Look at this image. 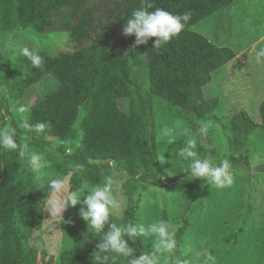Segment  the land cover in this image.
<instances>
[{
	"label": "trees",
	"instance_id": "obj_1",
	"mask_svg": "<svg viewBox=\"0 0 264 264\" xmlns=\"http://www.w3.org/2000/svg\"><path fill=\"white\" fill-rule=\"evenodd\" d=\"M234 1L153 0L154 7L172 14L191 13L181 33L154 48L156 38L134 47L135 36L122 32L131 12L144 6L143 0H0V36L19 30L37 35L59 31L71 43L70 50L55 55L47 47H30L41 57L39 66H33L20 50L10 51L5 57L0 50V112L9 117L17 136L31 130L51 139L41 145L54 146L48 153L50 164L40 170L24 168L18 140L16 149L2 148L0 264L38 263L39 254L29 241L43 223L44 208L51 197L47 185L53 178H68L71 191L85 182L89 187L100 184L113 171L123 172L127 176L123 184L124 214L121 218L110 217V223L122 227L136 224L133 197L139 185L165 189L190 177L183 171L186 164L177 157V151L187 144L168 146L165 165L160 164L153 107L140 92L132 69L133 65L145 69L147 96L176 109L180 115L217 120L213 115L217 100H204L202 88L210 82L213 72L235 58V52L211 43L190 27L227 9ZM48 79L52 86L36 105L22 115L10 113L26 90ZM119 100L127 101V111L119 107ZM258 117L256 124L245 112L230 115L227 153L221 158L201 132H195L193 151L197 155L189 161L208 158L215 165L228 161L232 171L247 170L248 141L256 128L264 127V102L258 106ZM38 124L43 129H38ZM195 190L197 187L191 185L182 206L190 204ZM159 216L170 229L172 220L167 211L161 209ZM184 230L178 229L176 236ZM102 237L103 233L85 226L74 245L59 253L58 261L113 264L112 254L97 247L103 243ZM123 239L133 249L129 259L145 254L135 239ZM94 253L101 257L100 261L95 260ZM116 264H127V259L117 257Z\"/></svg>",
	"mask_w": 264,
	"mask_h": 264
},
{
	"label": "rangeland",
	"instance_id": "obj_2",
	"mask_svg": "<svg viewBox=\"0 0 264 264\" xmlns=\"http://www.w3.org/2000/svg\"><path fill=\"white\" fill-rule=\"evenodd\" d=\"M219 12L191 26L190 30L217 46H224L226 41L220 43L222 45L213 41L215 32L220 28H228L225 21L217 22ZM261 30L264 31V27ZM70 46L67 35L59 31L37 35L19 30L0 36L3 57L10 51L16 53L24 47H47L55 55L70 50ZM261 49H264V40L256 43L250 51L240 52L239 58L235 57L213 72L210 82L202 88L204 100H217L213 112L217 120L210 117L199 120L192 115H180L176 109H169L165 103L147 96L146 71L143 67L133 65L132 74L139 84V90L153 107L158 158L162 156L159 160L162 166L165 165L167 147L195 144L197 139L194 133L200 132L203 125L208 126V132L206 135L201 134L221 158L227 153V123L232 113L245 112L254 123L259 124L258 106L264 102V57L257 56ZM51 86L52 82L48 79L26 90L17 107L9 109L10 113L22 115L36 105L41 95ZM118 105L123 111H127L126 100H119ZM20 108L24 111H20ZM0 119V131L13 133L15 140L21 144L25 169L30 168L28 161L34 154H39L46 166L50 164L48 153L53 151L54 146H43L41 142L51 139L44 137L42 133H31V130H27L25 135L17 136L9 117L0 112ZM173 139V143H168ZM2 148L0 147V178ZM248 155L249 168L230 170L233 182L222 188L210 181L191 176L187 180L174 182L165 189L139 185L133 197L137 208L135 226L149 229L151 225L160 222L159 212L165 209L172 220L169 232L174 234L173 239L176 241L171 252L162 253L157 247L158 237L155 234L149 232L147 236L138 235L135 241L142 245L145 254H155L158 264H264V127L256 128L249 137ZM109 177L115 181L113 187L121 205L112 216L121 218L126 207L123 184L127 176L123 172L113 171ZM65 180L68 190V178ZM193 184L197 190L185 208L182 205ZM47 205L48 203L44 208L43 223L34 230L29 245L39 254L37 264H65L58 261L59 253L69 250L88 224L79 216L80 205L68 207L61 212L60 217L54 212L51 214ZM181 228L185 229L184 233L176 236ZM42 254L44 256L41 258Z\"/></svg>",
	"mask_w": 264,
	"mask_h": 264
},
{
	"label": "clouds",
	"instance_id": "obj_3",
	"mask_svg": "<svg viewBox=\"0 0 264 264\" xmlns=\"http://www.w3.org/2000/svg\"><path fill=\"white\" fill-rule=\"evenodd\" d=\"M144 6L133 10L123 24L122 32L125 36H135L134 47L148 43L150 38H156L154 48H160L167 44L173 37L181 33L186 27L187 22L191 19V13L172 14L162 8L154 7L153 0H143ZM149 9H153L149 11ZM21 53L27 57L33 66H39L42 62L38 53L24 47ZM258 57H264V49L257 52ZM20 111H24L20 108ZM42 124H38V129H43ZM202 134H207L208 126L203 125L200 128ZM175 140H169L173 143ZM0 147L7 149H16L17 143L13 133L0 131ZM195 144L189 143L177 151V157L186 167L183 171L188 172L191 177L210 181L216 187L222 188L231 185L233 176L230 172V164L224 161L220 165H215L211 159H192L196 157L193 151ZM24 155L23 152L20 153ZM160 155L158 160H161ZM29 166L32 169L40 170L46 167V163L39 154H34L29 158ZM115 181L109 177L103 184H97L89 187L88 183L81 184L76 190L66 189V180L63 177H56L49 181L47 187L51 198L48 201L47 209L60 217L63 210L68 207L80 205L79 216L87 222L97 233H103V243L97 247L103 251L112 254L113 264H116L117 257L127 259V264H158V258L155 254H143L139 258L129 259L132 256L133 249L128 246L123 237L134 240L138 235L147 236L153 233L158 237L157 247L160 252H171L176 241L173 239V233L169 232L168 225L164 221L153 224L149 229L137 227L131 224L117 227L115 223H110V217L117 212L121 205L114 190ZM87 193V195H85ZM83 197V199H82ZM107 225L108 230L105 231ZM96 261L101 257L94 253ZM107 260L108 257H104Z\"/></svg>",
	"mask_w": 264,
	"mask_h": 264
},
{
	"label": "crops",
	"instance_id": "obj_4",
	"mask_svg": "<svg viewBox=\"0 0 264 264\" xmlns=\"http://www.w3.org/2000/svg\"><path fill=\"white\" fill-rule=\"evenodd\" d=\"M216 19L217 22L225 21L228 28L215 32L213 41L219 44L226 41L224 46L233 50L236 58L240 57V52L250 51L256 43L264 40V31L261 30L264 27V0H235L220 11Z\"/></svg>",
	"mask_w": 264,
	"mask_h": 264
}]
</instances>
